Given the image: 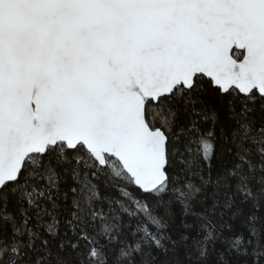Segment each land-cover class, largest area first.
I'll return each mask as SVG.
<instances>
[{"label": "snow or ice", "instance_id": "snow-or-ice-1", "mask_svg": "<svg viewBox=\"0 0 264 264\" xmlns=\"http://www.w3.org/2000/svg\"><path fill=\"white\" fill-rule=\"evenodd\" d=\"M0 264H264V0H0Z\"/></svg>", "mask_w": 264, "mask_h": 264}, {"label": "rangeland", "instance_id": "rangeland-1", "mask_svg": "<svg viewBox=\"0 0 264 264\" xmlns=\"http://www.w3.org/2000/svg\"><path fill=\"white\" fill-rule=\"evenodd\" d=\"M205 127H207V125ZM176 211L179 213V223L176 226L177 229H179L180 228V221H181V214H180V211H179V207H177ZM216 247H217L218 251L221 250V245L218 244ZM179 258H182V253H181V257H179Z\"/></svg>", "mask_w": 264, "mask_h": 264}, {"label": "trees", "instance_id": "trees-1", "mask_svg": "<svg viewBox=\"0 0 264 264\" xmlns=\"http://www.w3.org/2000/svg\"><path fill=\"white\" fill-rule=\"evenodd\" d=\"M113 195H115V193H113ZM179 223V213L176 211V215L174 217V224H175V228L177 229V224ZM211 259V258H210Z\"/></svg>", "mask_w": 264, "mask_h": 264}]
</instances>
